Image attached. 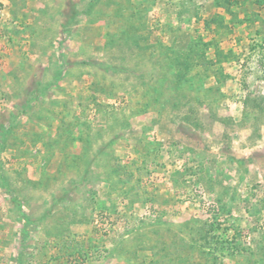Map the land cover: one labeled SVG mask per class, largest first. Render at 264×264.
<instances>
[{
  "label": "rangeland",
  "instance_id": "1",
  "mask_svg": "<svg viewBox=\"0 0 264 264\" xmlns=\"http://www.w3.org/2000/svg\"><path fill=\"white\" fill-rule=\"evenodd\" d=\"M0 264H264V0H0Z\"/></svg>",
  "mask_w": 264,
  "mask_h": 264
},
{
  "label": "crops",
  "instance_id": "2",
  "mask_svg": "<svg viewBox=\"0 0 264 264\" xmlns=\"http://www.w3.org/2000/svg\"><path fill=\"white\" fill-rule=\"evenodd\" d=\"M217 7V6H216Z\"/></svg>",
  "mask_w": 264,
  "mask_h": 264
}]
</instances>
